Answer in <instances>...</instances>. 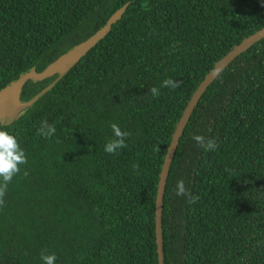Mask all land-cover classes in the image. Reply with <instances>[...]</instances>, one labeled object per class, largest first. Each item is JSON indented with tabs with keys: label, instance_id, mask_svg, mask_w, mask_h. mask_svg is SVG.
<instances>
[{
	"label": "trees",
	"instance_id": "obj_1",
	"mask_svg": "<svg viewBox=\"0 0 264 264\" xmlns=\"http://www.w3.org/2000/svg\"><path fill=\"white\" fill-rule=\"evenodd\" d=\"M122 6L59 79L24 82V112L0 118L28 158L0 207V264H43L45 249L56 264H159L157 189L176 123L214 64L264 26V0H0V88ZM165 78L181 87L153 98ZM43 120L55 124L51 138L37 132ZM112 123L130 133L116 155L104 151ZM181 179L195 204L175 195ZM161 227L164 264H264V37L197 101L170 162Z\"/></svg>",
	"mask_w": 264,
	"mask_h": 264
},
{
	"label": "water",
	"instance_id": "obj_2",
	"mask_svg": "<svg viewBox=\"0 0 264 264\" xmlns=\"http://www.w3.org/2000/svg\"><path fill=\"white\" fill-rule=\"evenodd\" d=\"M124 6L120 7L106 20L105 24L97 30L94 34L86 38L85 40L73 45L64 53L59 55L55 60L49 63L41 71L29 68L13 81L0 88V118L6 119L7 122H11L13 118L18 117L24 112L33 102V100L20 101L19 96L21 87L28 79L38 81L46 77L57 75L56 79H59L74 65L80 57H82L95 43H97L110 29V26L121 15ZM264 37V26L256 32L245 37L240 43L235 45L229 50L222 58H220L214 67L206 73L205 77L199 83L198 87L193 92L189 99L185 109L182 112L181 117L176 123L175 130L172 134L171 142L167 148L165 158L161 167L159 184L157 189L156 199V241L159 264H164V256L162 250V227H161V213L163 193L166 185L167 174L171 159L178 144L179 138L187 124V121L197 103L200 96L210 84V82L241 52L247 49L254 42ZM51 85L48 86L50 88Z\"/></svg>",
	"mask_w": 264,
	"mask_h": 264
},
{
	"label": "clouds",
	"instance_id": "obj_3",
	"mask_svg": "<svg viewBox=\"0 0 264 264\" xmlns=\"http://www.w3.org/2000/svg\"><path fill=\"white\" fill-rule=\"evenodd\" d=\"M182 80L178 81L173 78H165L159 86L152 87L148 91L153 98L160 95V88L176 89L181 87ZM112 136L108 139L104 146V151L110 155L118 154L119 150L126 148V139L130 136L128 131L122 130L117 123L110 125ZM40 136L51 138L56 133L54 123H49L43 120L40 127L37 129ZM192 139L196 144L205 151H215L219 144L215 138H208L204 135L194 134ZM28 158L25 150L21 147L18 139L11 132L7 131L3 125H0V207L5 205V196L8 191V186L13 178L21 173V166L27 165ZM139 165H133V171H137ZM23 175L26 177L28 171L25 169ZM176 196H182L189 203L195 204L199 199L193 195L185 186L184 180H178L174 189ZM41 261L43 264H56L57 256L53 253H48L47 249L41 252Z\"/></svg>",
	"mask_w": 264,
	"mask_h": 264
}]
</instances>
